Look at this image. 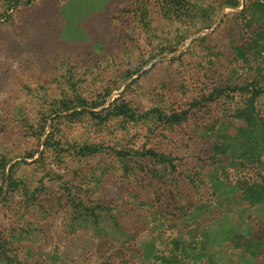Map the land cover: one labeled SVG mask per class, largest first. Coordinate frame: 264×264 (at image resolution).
<instances>
[{
  "label": "rangeland",
  "instance_id": "rangeland-1",
  "mask_svg": "<svg viewBox=\"0 0 264 264\" xmlns=\"http://www.w3.org/2000/svg\"><path fill=\"white\" fill-rule=\"evenodd\" d=\"M226 1L0 0V264H264L263 141L226 137L264 9Z\"/></svg>",
  "mask_w": 264,
  "mask_h": 264
},
{
  "label": "trees",
  "instance_id": "trees-1",
  "mask_svg": "<svg viewBox=\"0 0 264 264\" xmlns=\"http://www.w3.org/2000/svg\"><path fill=\"white\" fill-rule=\"evenodd\" d=\"M239 4L238 0H227L226 1V5L228 6H232V7H237ZM256 5L258 7H260L261 9H264V2H262L261 0H258V2H256ZM240 53L242 55H244L243 49L240 50ZM264 86H262V90H260L259 88H256V86L254 88H246V90L244 91V87L239 88L242 92H246L247 94H249V98H248V106H245L244 108H240L238 109V117L239 119L243 120L246 124H247V128L245 127H240L238 130H240V132L238 131V133L235 136H232L230 134H226V137H228V139H230L228 145L231 147L228 152H233L235 150H240V148H236V146L238 147H243L246 151H249L253 145L251 138H257L263 141V150H264V119L261 120L259 118V113L257 112L256 108H257V100L258 98L264 94ZM111 110L114 111V113H116V115H130L129 113H131V108L129 107V105L126 102L123 101H119V99H116L114 104L111 106ZM78 113V112H75ZM171 120H180V116L179 115H173L171 117ZM258 129H261L262 132L261 134L259 132H257ZM249 154V156H245ZM256 154L254 153H247L244 152L243 156H239L237 155L236 158V162L233 163L235 164L234 166H238L240 167V170L243 171L247 168L250 167H254L256 163H258V161L255 162V156ZM259 159V158H258ZM231 167V166H228ZM234 168V167H233ZM262 180L259 182H255L254 184L249 183L248 181L242 180V178H238V184L243 191L246 193H248L251 189L257 190L256 192H259L261 195H263V199L261 198L260 201H264V176H262ZM260 196V195H259ZM263 241H264V236H263Z\"/></svg>",
  "mask_w": 264,
  "mask_h": 264
}]
</instances>
